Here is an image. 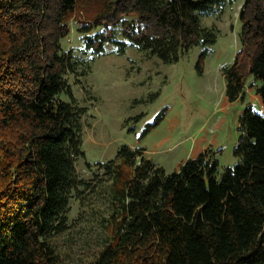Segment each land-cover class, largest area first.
<instances>
[{
  "label": "trees",
  "instance_id": "trees-1",
  "mask_svg": "<svg viewBox=\"0 0 264 264\" xmlns=\"http://www.w3.org/2000/svg\"><path fill=\"white\" fill-rule=\"evenodd\" d=\"M211 1L0 0V264H63L53 238L68 227L71 200L92 187L76 169L85 108L67 77L79 63L62 47L70 23L96 52L111 41L118 53L130 44L174 63L201 46V74L218 35L201 24ZM237 18L225 96L241 97L251 77L262 104L240 115L237 161L219 173L203 151L167 173L121 145L104 164L105 241L89 264H264V0H243ZM119 23L126 41L114 35Z\"/></svg>",
  "mask_w": 264,
  "mask_h": 264
},
{
  "label": "rangeland",
  "instance_id": "rangeland-1",
  "mask_svg": "<svg viewBox=\"0 0 264 264\" xmlns=\"http://www.w3.org/2000/svg\"><path fill=\"white\" fill-rule=\"evenodd\" d=\"M242 2L214 0L200 12L201 24L218 30L216 41L207 47L201 74L195 66L201 46L191 47L174 63H164L130 44L118 53L111 41L96 52L86 45L88 37L77 30L76 22L70 23L62 47L79 63L77 74L67 77L78 104L85 108L83 155L76 159V169L92 187L82 194L84 201L71 200L68 227L53 238L63 264H89L104 244L101 217L107 201L100 180L108 183L104 164L121 145L142 148L144 156L167 173L203 151L217 159L219 173L237 161L233 148L240 135V115L247 105L262 110L251 77L238 99L231 102L224 92L221 68L232 62L240 47L237 17ZM113 32L126 41L120 23L113 26Z\"/></svg>",
  "mask_w": 264,
  "mask_h": 264
}]
</instances>
